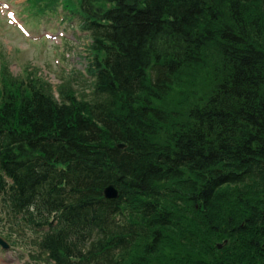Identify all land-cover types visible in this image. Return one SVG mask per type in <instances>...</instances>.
<instances>
[{"label":"trees","instance_id":"trees-1","mask_svg":"<svg viewBox=\"0 0 264 264\" xmlns=\"http://www.w3.org/2000/svg\"><path fill=\"white\" fill-rule=\"evenodd\" d=\"M28 2L76 17L88 92L0 63L3 239L45 264H264V0Z\"/></svg>","mask_w":264,"mask_h":264},{"label":"rangeland","instance_id":"rangeland-1","mask_svg":"<svg viewBox=\"0 0 264 264\" xmlns=\"http://www.w3.org/2000/svg\"><path fill=\"white\" fill-rule=\"evenodd\" d=\"M26 6L28 0H0V63L13 75L34 71L52 89L69 79L79 94L88 92V80L84 76V33L75 32L72 27L64 30L49 12L32 10L29 14L24 11ZM76 23L73 16L69 24ZM52 91L56 95V90ZM6 227L0 221V235L8 231ZM26 234L11 233L16 244L0 246V264H45L30 256L28 250L31 255L35 250L25 245Z\"/></svg>","mask_w":264,"mask_h":264},{"label":"water","instance_id":"water-1","mask_svg":"<svg viewBox=\"0 0 264 264\" xmlns=\"http://www.w3.org/2000/svg\"><path fill=\"white\" fill-rule=\"evenodd\" d=\"M118 146H122L123 144L122 143H118L117 144ZM102 193L105 197H108V198H112V197H116L117 194H118V190L117 188L114 186V183L113 182H108L107 184H105L102 188ZM0 244L6 246L7 243L0 238ZM216 246L217 247H220L221 246V243L220 242H216Z\"/></svg>","mask_w":264,"mask_h":264}]
</instances>
